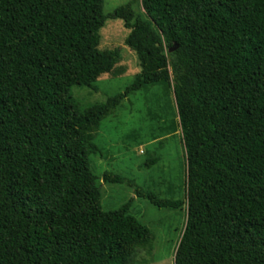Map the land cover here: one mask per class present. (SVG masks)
Returning a JSON list of instances; mask_svg holds the SVG:
<instances>
[{"label": "trees", "instance_id": "obj_1", "mask_svg": "<svg viewBox=\"0 0 264 264\" xmlns=\"http://www.w3.org/2000/svg\"><path fill=\"white\" fill-rule=\"evenodd\" d=\"M135 3L105 14L104 0H0V264H131L152 250L130 202L103 210L91 167L93 130L152 84L173 86L186 151L175 264H264V0H142L144 17ZM109 18L131 30L142 70L82 111L73 88L119 58L99 49ZM134 189L160 209L185 204Z\"/></svg>", "mask_w": 264, "mask_h": 264}, {"label": "rangeland", "instance_id": "obj_2", "mask_svg": "<svg viewBox=\"0 0 264 264\" xmlns=\"http://www.w3.org/2000/svg\"><path fill=\"white\" fill-rule=\"evenodd\" d=\"M130 1L104 0V12L109 14ZM133 8L136 15L144 17L142 0H136ZM130 31L123 20L112 18L101 28L99 49H118L119 58L110 73L91 85L73 88L82 111L124 92L141 72L138 54L126 44ZM172 51L167 49L166 54L174 76ZM92 135L98 151L91 155V167L99 177L103 210L118 209L130 202L129 213L155 235L152 250H136L131 264H175L187 218V160L173 86L152 84L131 92ZM155 158L157 162L149 165ZM107 171L124 177L125 183H106L103 176ZM136 187L185 204L175 210L160 209L138 197Z\"/></svg>", "mask_w": 264, "mask_h": 264}]
</instances>
